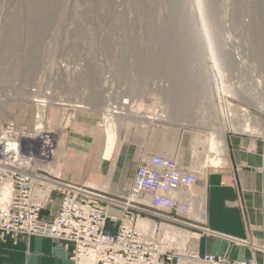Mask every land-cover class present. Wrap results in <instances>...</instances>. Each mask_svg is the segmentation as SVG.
Wrapping results in <instances>:
<instances>
[{
  "label": "rangeland",
  "instance_id": "374dc122",
  "mask_svg": "<svg viewBox=\"0 0 264 264\" xmlns=\"http://www.w3.org/2000/svg\"><path fill=\"white\" fill-rule=\"evenodd\" d=\"M257 1L212 0L210 15L208 0H0V125L33 127L29 90L36 87L46 119L49 107L61 123L63 107H50L59 105L55 99L84 102L65 126L77 113H92L102 132L109 122L116 126V143L121 128L139 125L142 145L149 121L155 128L181 122L165 157L204 178L225 162L217 156L221 164L204 166L202 159L217 125L240 126L226 138H264V127L242 129L264 121V11ZM203 20L222 50L214 57ZM121 100L129 101L130 116L111 121L105 107Z\"/></svg>",
  "mask_w": 264,
  "mask_h": 264
},
{
  "label": "built area",
  "instance_id": "2783aa9c",
  "mask_svg": "<svg viewBox=\"0 0 264 264\" xmlns=\"http://www.w3.org/2000/svg\"><path fill=\"white\" fill-rule=\"evenodd\" d=\"M29 93L35 103L33 127L0 125V235L50 238L69 248L74 264H229L222 256L185 251L191 239L213 233L206 227L204 196L195 190L198 176L175 159L142 155L122 201L52 178L58 133L48 128L38 87ZM61 107V126L83 109ZM53 193L59 195V209L46 222L40 214L53 203ZM111 208L119 216L110 215ZM139 221L149 228L139 229ZM109 222L116 226L113 233L105 230Z\"/></svg>",
  "mask_w": 264,
  "mask_h": 264
},
{
  "label": "crops",
  "instance_id": "0c3cea01",
  "mask_svg": "<svg viewBox=\"0 0 264 264\" xmlns=\"http://www.w3.org/2000/svg\"><path fill=\"white\" fill-rule=\"evenodd\" d=\"M59 106L63 105L50 107ZM48 108L47 124H53V130L59 128L50 176L121 201L129 194L140 157L145 154L170 155V135L182 128L181 122L169 121L166 127L155 128L149 121L142 145L139 125L121 128L116 143V126L114 139L108 141L105 130L102 132L96 125L97 115L77 113L62 127L58 113L48 112ZM262 147L260 137L229 134L225 162L221 167L208 171L204 178L193 169L189 170L199 176L195 190L204 196L206 227L213 234L188 241L185 249L188 254L222 256L229 264L251 261L264 264ZM52 198L53 203L40 214L41 220L46 222L51 221L59 209V195L53 193ZM109 214L119 216L120 213L111 208ZM115 227L109 222L105 230L113 233ZM0 264L74 263L69 248L50 238L0 235Z\"/></svg>",
  "mask_w": 264,
  "mask_h": 264
},
{
  "label": "bare ground",
  "instance_id": "6f19581e",
  "mask_svg": "<svg viewBox=\"0 0 264 264\" xmlns=\"http://www.w3.org/2000/svg\"><path fill=\"white\" fill-rule=\"evenodd\" d=\"M170 1H172V0H170ZM256 5H257V9L264 11V4L262 3V1L261 2H260V0L257 1V3L255 4V6ZM205 6H207L206 7V12H208V14L211 15L213 13V11H214V7H213L212 0H208V2L206 3ZM199 7H200V11L203 10V8L200 5V2H199ZM202 16H203V14H202ZM201 26H202L203 37L205 39H207V46H206L205 49H206L207 53H209L212 57H214L215 51L217 49H219L218 50V53H221V51H222V50L220 51L221 47L219 45H217V43H218L217 41L212 40V38L207 34V31L205 29V26L206 25H205L204 20L201 23ZM223 43H224V41H223ZM55 100H56V102H54L55 104H59V105H63V106H70V107L71 106L81 107V104L82 103H83V105L85 104L84 102H80V103L78 102L80 104L79 105L77 103V101H75L77 104L74 101H73L74 104H72L71 101H69V100L65 101V100H63V98L62 99H59L58 98V99H55ZM42 102L44 103L43 108H42V110L44 109V111H42V112H44V114H45L46 113L45 112L46 111V106H45L46 105V101L45 102L42 101ZM119 103L120 104H118V105H116L117 103H114V106H112V107H109L108 105L105 107V112L108 114L107 116H111V119H110L111 121H113L112 120V116H115V115H123V116H126V117L127 116H130V110L131 109H128L127 106H126V105L129 104V101H127V100H121ZM87 105H89V104H87ZM217 115H218V118H221V112L220 111H217ZM247 115L249 116V114H247ZM134 117L135 118H139V119L140 118H143V120H144V117H142V116H138L137 115V116H134ZM45 118H46V114H45ZM228 124H229L228 125V128L225 127V126H223L222 124L217 125L216 128L215 127H212V128H215V129H212V130H216V131H218L220 133H218V132L214 133V131L213 132H210L209 140H208V143H207V154L202 157L204 166L208 165V166L216 167V166H218L219 164L222 163V159L217 158V156H221V158H222V157H224L226 155V132L227 131L228 132H233V131H236L237 129H240V126L234 125L230 121H229ZM242 126H244V127H242V129H246L247 131H251V132L255 131V132H258L260 126L261 127H264V121L259 120L258 123L257 122H253V124H251V126H249V127L246 124H244ZM210 129H211V127H210ZM227 129H229L230 131L227 130ZM105 132L107 134L106 135L107 136L106 139H110V140L114 139V133L115 132L113 130V126H112L111 122H109V125H108V127H106ZM201 174H202V172H201ZM137 227L139 229H141V230H146V229L149 228V223H147L146 221H139L138 224H137Z\"/></svg>",
  "mask_w": 264,
  "mask_h": 264
}]
</instances>
